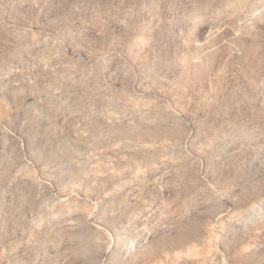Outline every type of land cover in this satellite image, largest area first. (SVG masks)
I'll list each match as a JSON object with an SVG mask.
<instances>
[{
    "label": "rangeland",
    "instance_id": "rangeland-1",
    "mask_svg": "<svg viewBox=\"0 0 264 264\" xmlns=\"http://www.w3.org/2000/svg\"><path fill=\"white\" fill-rule=\"evenodd\" d=\"M0 264H264V0H0Z\"/></svg>",
    "mask_w": 264,
    "mask_h": 264
}]
</instances>
